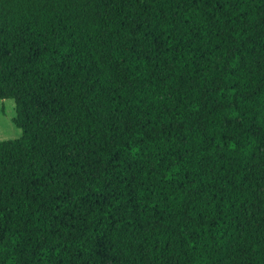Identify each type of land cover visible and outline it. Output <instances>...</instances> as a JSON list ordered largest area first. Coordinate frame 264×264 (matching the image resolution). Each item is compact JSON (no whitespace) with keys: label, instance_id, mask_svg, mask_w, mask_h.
Listing matches in <instances>:
<instances>
[{"label":"trees","instance_id":"trees-1","mask_svg":"<svg viewBox=\"0 0 264 264\" xmlns=\"http://www.w3.org/2000/svg\"><path fill=\"white\" fill-rule=\"evenodd\" d=\"M0 264H264V0H0Z\"/></svg>","mask_w":264,"mask_h":264},{"label":"rangeland","instance_id":"rangeland-1","mask_svg":"<svg viewBox=\"0 0 264 264\" xmlns=\"http://www.w3.org/2000/svg\"><path fill=\"white\" fill-rule=\"evenodd\" d=\"M15 103L13 100H0V141L15 140L21 131L13 124Z\"/></svg>","mask_w":264,"mask_h":264}]
</instances>
